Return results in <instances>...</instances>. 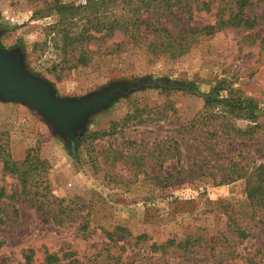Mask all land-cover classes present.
<instances>
[{"label":"rangeland","instance_id":"1","mask_svg":"<svg viewBox=\"0 0 264 264\" xmlns=\"http://www.w3.org/2000/svg\"><path fill=\"white\" fill-rule=\"evenodd\" d=\"M81 1L0 0V47L18 52L55 97L128 89L90 114L70 144L27 104L0 100V264H48L51 254L61 258L53 264L118 256L119 264H264V207L247 197L259 173L252 166L264 169L262 8L252 28L198 35L171 57L147 48L153 38L143 27L134 39L119 31L64 39L84 20L57 4ZM162 21L175 34L214 18L200 11L188 23ZM81 52L86 65L76 63ZM214 88L252 101L257 126L222 109L226 118L211 117L203 95ZM229 122L248 132L235 134Z\"/></svg>","mask_w":264,"mask_h":264},{"label":"trees","instance_id":"2","mask_svg":"<svg viewBox=\"0 0 264 264\" xmlns=\"http://www.w3.org/2000/svg\"><path fill=\"white\" fill-rule=\"evenodd\" d=\"M259 7L262 8L260 19L264 20V0H82L77 4H57L60 14L67 12L77 16L78 20H84L83 24L80 25V30L76 32L64 30V39L79 41L82 44L97 39V34L106 36L111 35L114 31H119L124 36L134 39L141 31V27H143V30L148 31L153 38L147 44V48L151 52L167 53L171 57L185 53L198 35H211L223 28H252L258 20L256 14L252 12L253 9ZM246 10L249 12L248 16ZM200 11L213 13V23L204 25L199 29L189 28L187 32L176 31L175 34H172L162 21L165 20L167 24H172L173 26H176L180 21L184 23V19L188 23L192 21L193 15ZM261 41L264 43V36ZM76 63L81 65L88 63L85 52L80 53ZM203 100L204 109H211L209 110L211 117L226 118L218 111L222 109L229 114L234 113L236 116L250 120L255 123L254 126H257V107L250 100L224 97L219 93L218 88H214L211 92L203 95ZM227 124L228 130L234 131L237 135L248 132L247 130L234 127L230 122ZM252 130L249 134L254 133ZM91 135L94 136L95 134ZM25 161H27V158L21 164L25 163ZM39 164H44V161H39ZM18 165L19 163L12 162L9 159H4L3 161L4 168L15 173L20 172ZM251 169L254 173H257V171L259 173L256 174V182L248 187L247 197L253 205L260 196L262 203L259 206L264 207V178L260 176V174L264 175L263 166L261 164L253 165ZM19 175L22 174L20 173ZM238 177L240 175L235 174L225 180L229 181ZM33 195L36 194L34 193ZM119 229L123 230L121 227L116 228V230ZM115 234V232H106L105 236L111 240L112 235ZM144 238V235H140L135 237L134 241L137 243V241ZM172 243L173 241H168L167 244H162L159 248H164L165 245L169 246ZM123 245H120L119 248L123 249ZM151 247L157 248L155 244H152ZM112 259L114 261L113 264H119V256L112 257ZM60 260L61 258L54 254L46 257L48 264H53ZM67 264L82 263L73 258Z\"/></svg>","mask_w":264,"mask_h":264},{"label":"water","instance_id":"3","mask_svg":"<svg viewBox=\"0 0 264 264\" xmlns=\"http://www.w3.org/2000/svg\"><path fill=\"white\" fill-rule=\"evenodd\" d=\"M127 91L124 83H115L79 99L57 98L49 82L24 68L18 52L0 47V100L27 104L67 144L83 132L90 114L111 102L113 96Z\"/></svg>","mask_w":264,"mask_h":264}]
</instances>
